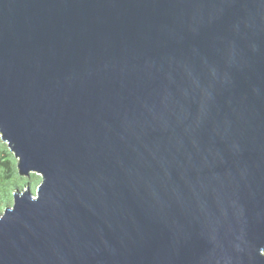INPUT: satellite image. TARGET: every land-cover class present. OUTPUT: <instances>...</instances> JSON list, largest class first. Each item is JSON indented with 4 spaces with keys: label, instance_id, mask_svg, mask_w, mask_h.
I'll return each mask as SVG.
<instances>
[{
    "label": "water",
    "instance_id": "obj_1",
    "mask_svg": "<svg viewBox=\"0 0 264 264\" xmlns=\"http://www.w3.org/2000/svg\"><path fill=\"white\" fill-rule=\"evenodd\" d=\"M0 264H264V0H0Z\"/></svg>",
    "mask_w": 264,
    "mask_h": 264
},
{
    "label": "trees",
    "instance_id": "obj_2",
    "mask_svg": "<svg viewBox=\"0 0 264 264\" xmlns=\"http://www.w3.org/2000/svg\"><path fill=\"white\" fill-rule=\"evenodd\" d=\"M41 182L42 177L37 173H30L29 176L19 174L18 159L0 134V214L14 205L15 191L29 187L35 194Z\"/></svg>",
    "mask_w": 264,
    "mask_h": 264
}]
</instances>
